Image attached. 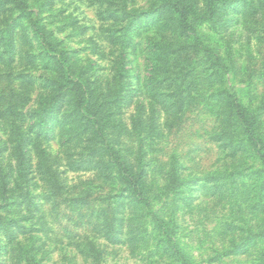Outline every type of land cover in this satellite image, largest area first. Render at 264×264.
Returning <instances> with one entry per match:
<instances>
[{
  "label": "rangeland",
  "instance_id": "374dc122",
  "mask_svg": "<svg viewBox=\"0 0 264 264\" xmlns=\"http://www.w3.org/2000/svg\"><path fill=\"white\" fill-rule=\"evenodd\" d=\"M26 2L0 6V264H264V0Z\"/></svg>",
  "mask_w": 264,
  "mask_h": 264
},
{
  "label": "trees",
  "instance_id": "16d2710c",
  "mask_svg": "<svg viewBox=\"0 0 264 264\" xmlns=\"http://www.w3.org/2000/svg\"><path fill=\"white\" fill-rule=\"evenodd\" d=\"M164 1H165V4H167L166 2H168V0L167 1L164 0ZM0 3H1L0 6L9 5L14 11H16L19 14V16L24 17L25 19L26 18L29 19L30 9H29V6L26 0H0ZM171 5L175 6V8H179L177 10L178 12L177 19L179 22V26L184 25V27L181 28L182 32L190 33L191 31L189 30L190 20L187 18L188 12H189L188 9L184 5H181V7H178L179 3H176V2L173 3V1ZM210 10H213V8L209 9V11ZM31 27L33 28V31L36 29L38 30V23L35 20L31 21ZM39 34L37 33L38 36ZM196 39H197L196 44L200 45L201 43L199 42L198 38ZM55 56L56 55H53V58H56L57 64L63 66L64 63L67 62L66 58L60 59L59 57H55ZM122 56H123V53L120 50L117 53V56L114 61V65H115L114 69L116 71V74H118L119 76H121L124 71ZM64 70L66 71V74H67L65 76L67 79L66 80L67 87L73 90V92H75L77 96H79V102L81 101V104L83 106V111L87 112L92 103V93L90 91H87L86 88L83 87V82L80 78H79V87H78V80H77L78 76H74L73 78L71 77L72 71H71L70 65H68L67 67H64ZM233 94L234 93L232 92L231 94L232 97H234ZM235 100L236 99H234V101ZM234 101L233 100L227 101V103H225L227 104V108H228L227 113L230 114V116L233 119H235L238 125H240V124H243L242 122L243 112H242V108L239 107V103H235ZM36 112L37 114L39 113L42 114L43 110L37 109ZM94 119L97 122V116L94 115ZM243 129H244V132H246L247 127L244 126ZM101 136L106 139L105 133H101ZM106 156L108 157L107 161L109 162L110 160L115 166V175L117 179H119L122 183H124L125 187L132 193L134 198L138 199V202L140 203L144 202L145 204L148 205L149 204L148 199L144 197L145 185H144V179H143V169L140 168V165H138V167H134V165L130 161L123 159L121 155H112V153H107ZM4 185H7V184L4 183L3 186ZM4 221H5L4 217L0 215V222H4Z\"/></svg>",
  "mask_w": 264,
  "mask_h": 264
}]
</instances>
